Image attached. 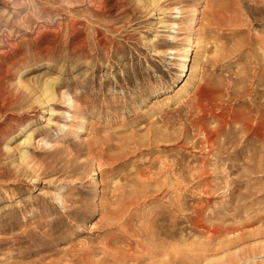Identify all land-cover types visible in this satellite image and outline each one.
<instances>
[{"label":"rangeland","instance_id":"rangeland-1","mask_svg":"<svg viewBox=\"0 0 264 264\" xmlns=\"http://www.w3.org/2000/svg\"><path fill=\"white\" fill-rule=\"evenodd\" d=\"M263 47L264 0H0V264H113L116 238L127 248L151 224L166 229L156 231L166 252H134L126 264H236L261 254L260 129L251 118L245 133L224 126L232 144L205 139L218 120L264 108ZM204 109L221 114L204 126ZM230 164L237 170L228 173ZM148 176L151 194L130 206V231L105 229L100 205L138 193ZM56 194L69 209H89L74 220Z\"/></svg>","mask_w":264,"mask_h":264},{"label":"bare ground","instance_id":"bare-ground-1","mask_svg":"<svg viewBox=\"0 0 264 264\" xmlns=\"http://www.w3.org/2000/svg\"><path fill=\"white\" fill-rule=\"evenodd\" d=\"M262 1V0H261ZM183 9L182 8H180V7H174V13H182L183 11H182ZM181 15H174V16H172V17H180ZM196 17V16H195ZM211 17H212V14H211ZM196 20V19H195ZM192 21H194V17L191 19V21L190 22H192ZM211 21L213 22V23H220V21H217L216 19H215V17H212L211 18ZM196 22V21H195ZM168 24V23H167ZM193 24V23H192ZM167 27H170L171 29H175V28H178L179 26H178V24H177V22H170V24H168L167 25ZM177 32V31H176ZM196 36H197V34H196ZM196 36H195V38L194 39H192L191 37H188L187 38V40L185 41V43H186V46L184 47V48H182V54H181V56H179L180 57V59H182V60H185V59H187V56H188V54L190 53V51L193 49V47H197V44H198V41H197V38H196ZM170 37H174V36H170ZM263 43V42H262ZM261 44V43H260ZM264 48V47H263ZM259 51V50H258ZM264 51V50H263ZM256 54V53H255ZM263 54V53H262ZM263 56V55H262ZM177 57V56H176ZM175 57V58H176ZM177 59H179V58H177ZM259 69V68H258ZM246 70V69H245ZM257 71V70H256ZM246 72V71H245ZM264 72V71H263ZM260 74V73H259ZM245 76H246V74H245ZM247 82V81H246ZM256 83V82H255ZM46 85V87H44L45 88V91L47 92V94L49 95V96H51L52 98H54L55 97V93H54V89H53V87H52V85L48 82L47 84H45ZM254 87V86H253ZM251 89V88H250ZM263 91V90H262ZM177 93H179V91H174V96L177 94ZM198 93H199V87H197L195 90H194V92H193V94H192V96H193V100H194V98L196 97V96H198ZM263 93H264V91H263ZM247 94V93H246ZM65 96V95H64ZM201 97V96H200ZM199 97V98H200ZM255 97V96H254ZM198 98V99H199ZM197 99V98H196ZM204 99V98H203ZM67 100L69 101V104H70V106H72V107H74V100L71 98V96H67ZM200 100H201V98H200ZM199 100V101H200ZM208 100H210V99H208ZM215 100V99H214ZM252 100V99H251ZM46 101V100H45ZM192 101V100H191ZM204 101V100H203ZM197 102V101H196ZM202 102V101H201ZM213 103V102H212ZM218 103V102H217ZM216 103V104H217ZM200 105H201V103H199ZM202 104H203V102H202ZM205 104H206V102H205ZM191 105V104H190ZM207 105H209V104H207ZM253 105V104H252ZM203 106V105H202ZM214 106V105H213ZM203 107H205V106H203ZM216 107V106H215ZM249 107V106H248ZM200 108V107H199ZM221 108V107H220ZM241 108V107H240ZM247 108V107H246ZM263 108V107H262ZM218 109V108H217ZM253 110H255V111H258V113H255L254 114V116L253 117H251V115H250V112L251 111H253ZM200 111V110H199ZM201 111H203L204 113H206V115H208V117H206L205 119L204 118H202V119H204L203 121H201V122H203V125L205 126V125H207L208 126V124L211 122V121H213L214 119H216L217 120V118L215 117V116H217V114H218V116L221 114H219L218 113V111H217V114L216 115H214V111H212V112H209V109H204V110H201ZM210 111H211V109H210ZM222 112V111H221ZM229 112V111H228ZM233 112V111H232ZM235 112V111H234ZM243 112V111H242ZM199 113V112H198ZM202 113V112H201ZM203 114V113H202ZM229 114H230V112H229ZM192 115V114H191ZM205 115V114H204ZM234 115V114H233ZM203 116V115H202ZM217 116V117H218ZM222 116V115H221ZM224 116V115H223ZM227 116V115H226ZM72 116H70V119L72 120V118H71ZM192 117V116H191ZM47 118V117H46ZM226 118V117H225ZM224 118V119H225ZM252 118V122H254V123H252V124H257V127L260 129V139H259V142H261L262 143V150H264V108L263 109H261L259 106L257 107V106H251L250 108H248V109H246L245 110V112H243V113H237L236 115H234V116H230L229 118H227L225 121H224V123H223V121H222V119H221V122H220V120H218L219 121V123H217V128L215 129V132H214V139L212 138H207L208 140H206L205 139V141H206V143L208 142L209 144H211V145H213V144H215V142L216 141H218V139H226L227 138V141H228V143H230V144H232V143H234L235 141H236V139H237V137L233 134L232 136H230V135H228V132H225V131H223L225 128H224V126L226 125L227 127H234L235 128V131L236 132H244L245 133V128L246 129H248L249 127H250V125H249V127H247V125L248 124H250L251 122H250V119ZM201 119V120H202ZM74 120V119H73ZM217 121V122H218ZM250 122V123H249ZM216 124V123H215ZM216 126V125H215ZM200 127H201V125H200ZM226 127V128H227ZM66 128V127H65ZM68 128V127H67ZM224 128V129H223ZM251 128H253L252 126H251ZM256 128V127H255ZM201 129V131H202V133H204V132H206L204 129H203V127L202 128H200ZM152 130V129H151ZM210 130V129H209ZM213 129H211V131H212ZM255 130V129H254ZM257 130V129H256ZM82 131H83V129H82ZM208 131V130H207ZM214 131V130H213ZM210 132V131H209ZM249 132V131H248ZM258 132V131H257ZM207 133V132H206ZM210 133H213V132H210ZM210 133H209V135H210ZM254 133H256V132H254ZM253 134V133H252ZM251 134V135H252ZM208 135V136H209ZM212 135V134H211ZM254 135V134H253ZM203 136V135H202ZM206 136V135H205ZM255 137H257L256 135H255ZM28 139V138H27ZM30 140V139H29ZM241 140H242V138H241ZM224 141V140H223ZM38 142V141H37ZM117 143V142H116ZM187 143V142H186ZM44 144V143H43ZM210 145V146H211ZM103 149V148H102ZM212 151H215V149H212ZM212 151H211V153H212ZM101 152H103V150L101 151ZM243 152H245V149L243 150ZM116 157H111V158H108L107 159V162H105V163H107V164H112V163H114L115 161H116ZM155 159H157V158H155ZM160 159V158H159ZM232 159H233V157H232ZM245 159V158H244ZM110 160V161H109ZM234 163V162H233ZM100 165V164H99ZM98 165V166H99ZM154 165V164H153ZM202 165V164H201ZM200 165V166H201ZM207 166V165H206ZM230 167H231V169H229V172L228 173H230V172H232L233 170H234V168H235V166L233 165V164H230L229 165ZM228 166V167H229ZM237 167V166H236ZM150 168V167H149ZM148 168V169H149ZM206 168V167H205ZM236 169V168H235ZM237 170V169H236ZM195 171V170H194ZM205 171H207V170H205ZM241 171V170H240ZM161 172V171H160ZM197 172H198V170H197ZM139 173V172H138ZM142 173H143V171H142ZM201 173V172H200ZM157 174V173H156ZM159 174V173H158ZM192 174V173H191ZM193 174H195V172L193 173ZM198 174V173H197ZM207 174V173H206ZM171 175V174H170ZM190 175V174H189ZM245 175V174H244ZM192 176V175H191ZM195 176H196V174H195ZM208 176V175H207ZM230 176V175H229ZM155 177H156V175H155ZM176 177V176H175ZM196 178V177H195ZM227 178V177H226ZM33 179L36 181V175L33 177ZM192 179V178H191ZM136 180V179H135ZM138 180V187H139V191H138V193H136V194H133V195H128V196H123V195H118L117 193H114L113 195H111L112 197H114L113 199H110V200H108L105 204L103 203L102 205H100V208H99V210H100V218H101V222H102V226L103 227H105V229H109V228H111L112 226L114 227V226H118V227H123L127 232H129L130 230H129V228H130V225H129V222L131 221L130 220V215H131V213H132V211H131V209H130V206L132 205V204H134V203H136V202H138L139 201V199H141L142 198V200L144 199V198H146L147 196H149L151 193H150V190L149 191H146V188L144 187V186H146V185H148V182L151 180L150 179V177L148 176V177H146V178H139V179H137ZM154 180H155V178H154ZM152 182H153V180H152ZM144 183L146 184V185H144ZM154 183V182H153ZM200 183H201V180L199 181V185H200ZM227 183V182H226ZM176 185H179V183H175ZM182 184V183H181ZM205 184V183H204ZM209 184V183H208ZM237 184V183H236ZM156 185V184H155ZM202 185V184H201ZM162 186H163V184H162ZM180 186V185H179ZM233 187H235V186H233ZM147 188H149V187H147ZM134 189V188H133ZM203 189V188H202ZM206 189H209V187H207L206 186ZM132 194V193H131ZM67 197V196H66ZM66 197L65 196H63L62 194H56L55 195V197H54V199H53V203L56 205V206H60L61 207V209L63 210V211H70V214H69V217L70 218H72V219H74V220H77V219H81V217L83 216L82 215V213L85 211H83V209H89V207H88V205L87 204H84L83 206H82V202H79L78 201V203L76 202V204L75 205H73L72 206V208L71 209H69L68 208V203L66 202ZM68 200V199H67ZM69 200H71V199H69ZM75 201H77V200H75ZM177 201V200H176ZM177 204V203H176ZM136 216V215H135ZM128 217H129V219H128ZM132 217V216H131ZM180 217V216H179ZM145 219V218H144ZM161 220H164V218H162ZM204 220V219H203ZM153 220H151V222H152ZM217 225V224H216ZM143 226V225H142ZM151 226L152 227H154L152 224H151ZM202 226V225H201ZM200 226V227H201ZM152 227H150L149 229H148V227H145V228H140V230H139V232H138V234L136 235V234H134V235H132V237L131 238H129L128 239V241H126V245H129L126 249L124 248V249H122V247H118L117 245H118V243H119V241L120 242H123V239H121V238H116V240H117V242H116V245L115 246H111V251H108V253H107V255H109L110 257H111V259H112V263L113 264H126L128 261H130V260H137V258H134V255H133V253L134 252H139L140 254H142V258L143 257H145V259H150L151 257H153L154 255H158V254H160L163 250H165V246H167L166 245V243H165V241L163 240V239H160L159 238V236H157V234H156V231H158V234L160 235H162V234H165V232H166V229L165 230H161L162 229V226H160V225H158L157 224V226H156V228H152ZM222 227V226H221ZM204 228V227H203ZM216 228V227H215ZM160 229V230H159ZM211 230H212V228H211ZM214 230V229H213ZM229 230V229H228ZM241 230V229H240ZM206 232V231H205ZM220 232V231H219ZM235 233V232H234ZM34 234H36V233H34ZM45 234V233H44ZM51 234V233H50ZM49 234V235H50ZM220 234V233H219ZM112 235V234H111ZM167 235V234H166ZM37 236V235H36ZM39 236V235H38ZM115 236V235H114ZM133 236H137L135 239L133 238ZM218 236V235H217ZM44 237V236H43ZM130 237V236H129ZM42 238V237H41ZM146 238H148V240L150 241L151 240V243L150 242H148L149 244H146V245H144V244H142L141 243V241L143 240V239H146ZM37 239H38V237H37ZM47 239V238H46ZM40 240V239H39ZM122 240V241H121ZM31 242H33L34 241V238H31V240H30ZM38 241V240H37ZM36 241V242H37ZM115 241V240H114ZM232 241V240H231ZM35 242V241H34ZM40 242V241H39ZM40 243H42V242H40ZM122 244V243H121ZM171 245H172V243H170ZM198 244V243H197ZM30 245H31V243H30ZM194 245H196L195 243H194ZM208 245V244H207ZM221 245V244H220ZM262 245V244H261ZM32 246V245H31ZM119 246H122V245H119ZM176 247H177V245H175ZM173 247V246H172ZM180 247V246H179ZM218 247V246H217ZM231 247V246H230ZM109 248H110V246H109ZM108 248V249H109ZM164 248V249H163ZM196 248V247H195ZM201 248H202V246H201ZM174 249V248H173ZM191 249V248H190ZM198 249H200V248H198ZM214 249V248H213ZM219 249V248H218ZM253 249V248H252ZM103 250V249H102ZM168 250V249H167ZM176 250V249H175ZM186 250H188V248L186 249ZM223 250V249H222ZM39 251V250H38ZM80 251V250H79ZM104 251H105V249H104ZM171 251V250H170ZM173 251V250H172ZM177 251H178V248H177ZM177 251H175V252H177ZM210 251V250H209ZM86 252V251H85ZM163 252H166V251H163ZM180 252H178L177 254H179ZM212 253V252H211ZM253 253V252H252ZM260 253V252H259ZM38 254H39V252H38ZM80 254V253H79ZM174 254H176V253H174ZM85 255V254H84ZM83 255V256H84ZM28 256H31V255H28ZM169 256V255H168ZM43 257V256H42ZM85 257V256H84ZM177 257V256H176ZM227 256H225V258H226ZM238 257V256H237ZM40 258V257H39ZM38 258V259H39ZM44 258V257H43ZM82 259H83V257H81ZM140 258V257H139ZM165 258V257H164ZM168 258V257H167ZM236 258V257H235ZM61 259V258H60ZM86 259V258H85ZM93 259V258H92ZM144 259V260H145ZM153 259V258H152ZM175 259V258H174ZM259 259H262V260H260V264H261V261H262V263H264L263 261H264V251L261 253V254H258V255H253V256H251V257H247L246 259H241L239 262H237L236 264H258V260ZM46 260V259H45ZM76 260H79L78 258H76ZM84 260V259H83ZM88 260V259H87ZM228 260V259H227ZM86 261V260H85ZM223 261V260H222ZM231 261H232V259H231ZM204 262V261H203ZM220 262V261H219ZM218 262V260H217V264L219 263ZM131 263V262H130ZM161 264L162 263H164L165 264V262H160ZM159 263V264H160ZM221 263V262H220ZM223 264H230V263H226V262H222ZM235 263V262H234ZM53 264H62V263H59V262H54ZM148 264V263H147ZM150 264H155V262H151ZM213 264V263H212Z\"/></svg>","mask_w":264,"mask_h":264}]
</instances>
